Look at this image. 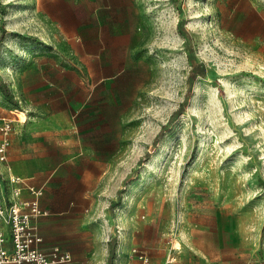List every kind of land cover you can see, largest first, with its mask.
Wrapping results in <instances>:
<instances>
[{
  "label": "rangeland",
  "instance_id": "rangeland-1",
  "mask_svg": "<svg viewBox=\"0 0 264 264\" xmlns=\"http://www.w3.org/2000/svg\"><path fill=\"white\" fill-rule=\"evenodd\" d=\"M3 140L2 187L10 151L111 152L88 180L61 165L51 193H84L112 264H166L175 243L168 264H264V0H0Z\"/></svg>",
  "mask_w": 264,
  "mask_h": 264
},
{
  "label": "crops",
  "instance_id": "crops-1",
  "mask_svg": "<svg viewBox=\"0 0 264 264\" xmlns=\"http://www.w3.org/2000/svg\"><path fill=\"white\" fill-rule=\"evenodd\" d=\"M104 121L103 123H106V121ZM107 127L108 126H105L103 129L101 126H97L95 130L98 132H106L108 130ZM50 132L51 130H45V132L42 133L50 134ZM37 136H39V134L36 135V137ZM54 137L55 136L51 134L48 139L51 140L54 139ZM102 137L105 138V135ZM58 139L55 138V141L58 142ZM31 148L34 147L31 146ZM67 148L68 147L65 146L64 150L66 151ZM24 151V149H19L22 156L17 154L15 157L12 156V151L8 152L11 162L9 175L20 176L29 186L39 189L40 187L43 188L44 194L38 197V202L41 208L49 210V214L39 216L34 220L37 233L41 237V241L34 244L35 247L42 251H48L52 247L57 246L62 250L68 251L72 256V261L64 264H98L101 261L104 262L106 252L108 254V245L106 239L102 236V232L105 234L108 227L106 225L105 228H103L102 223L99 225L95 223L90 224L93 226V231L91 232L89 230L91 226L85 224L87 223V217L82 215V205H80L82 202L81 198L85 197L84 193L81 192L80 195L73 196L68 190L63 191L64 193L62 194H52L51 191L52 189L55 190L54 187H56L54 182L55 177L62 175L60 174L61 165L73 166L74 169L75 165L78 164L80 160H83L88 166L83 167L81 171L83 172V179L88 180L93 176L90 173L89 165H92V169H97L98 172L106 170L108 165V158L106 155L111 154V152L96 150L95 153L91 152V154L84 152L74 153L68 148V153L71 156L75 154L74 156L66 157L64 161L60 163H57V160H42V164L40 163L31 168L30 161H28L29 155L24 157ZM103 156H105V158H103ZM24 158L26 163H23ZM99 174L100 173H98V176ZM20 198L30 199L32 195L26 189H23ZM83 227H85L86 230H82ZM77 244H81L82 246H77ZM123 247L124 244L118 243L116 250L122 251ZM137 264H139V260Z\"/></svg>",
  "mask_w": 264,
  "mask_h": 264
},
{
  "label": "built area",
  "instance_id": "built-area-1",
  "mask_svg": "<svg viewBox=\"0 0 264 264\" xmlns=\"http://www.w3.org/2000/svg\"><path fill=\"white\" fill-rule=\"evenodd\" d=\"M3 140L0 144V160L5 159V146ZM0 180V264H64L72 261L68 251L57 246L48 251L35 247L41 241L34 220L42 215L49 214L48 209L41 208L38 197L41 189L27 185L23 178L10 175L2 187ZM26 189L31 195L30 199H21L20 194ZM171 246L167 253L165 263L174 261V250ZM139 264H150L145 251L132 248Z\"/></svg>",
  "mask_w": 264,
  "mask_h": 264
},
{
  "label": "trees",
  "instance_id": "trees-1",
  "mask_svg": "<svg viewBox=\"0 0 264 264\" xmlns=\"http://www.w3.org/2000/svg\"><path fill=\"white\" fill-rule=\"evenodd\" d=\"M196 74L204 75V68H203V65L201 63H199V64L193 63L191 65L190 75H189L190 81L193 79V77ZM4 94H5V96L7 97L8 100H10L11 102H13V99H12V96L11 95H9L5 91H4ZM179 112H180V109L174 111L172 118L174 116H176L177 114H179ZM164 127H166V126L164 125L163 128ZM155 140H156V138H155ZM111 205H112V203H111ZM114 246H115V239H114V237H111L109 239V242H108V254H107V260H106L107 264H112V260H113V257L115 255V250H114L115 247Z\"/></svg>",
  "mask_w": 264,
  "mask_h": 264
},
{
  "label": "bare ground",
  "instance_id": "bare-ground-1",
  "mask_svg": "<svg viewBox=\"0 0 264 264\" xmlns=\"http://www.w3.org/2000/svg\"><path fill=\"white\" fill-rule=\"evenodd\" d=\"M12 119L18 122H24L26 120V115L23 111L17 110V111H12L11 113ZM176 246L175 248H179L178 243H175Z\"/></svg>",
  "mask_w": 264,
  "mask_h": 264
}]
</instances>
